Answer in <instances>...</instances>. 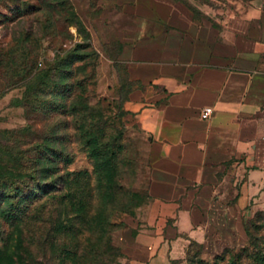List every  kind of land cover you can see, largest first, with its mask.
Wrapping results in <instances>:
<instances>
[{
  "label": "rangeland",
  "instance_id": "rangeland-1",
  "mask_svg": "<svg viewBox=\"0 0 264 264\" xmlns=\"http://www.w3.org/2000/svg\"><path fill=\"white\" fill-rule=\"evenodd\" d=\"M171 1L208 24L253 5ZM117 15L114 0H0V264H145L153 155L126 107ZM165 264H264V210Z\"/></svg>",
  "mask_w": 264,
  "mask_h": 264
},
{
  "label": "crops",
  "instance_id": "crops-1",
  "mask_svg": "<svg viewBox=\"0 0 264 264\" xmlns=\"http://www.w3.org/2000/svg\"><path fill=\"white\" fill-rule=\"evenodd\" d=\"M114 1L126 107L153 155L135 240L145 264H165L231 241L264 210V0L212 24L171 0Z\"/></svg>",
  "mask_w": 264,
  "mask_h": 264
},
{
  "label": "built area",
  "instance_id": "built-area-1",
  "mask_svg": "<svg viewBox=\"0 0 264 264\" xmlns=\"http://www.w3.org/2000/svg\"><path fill=\"white\" fill-rule=\"evenodd\" d=\"M210 110V107H204L200 112V116L204 119L207 118L210 115Z\"/></svg>",
  "mask_w": 264,
  "mask_h": 264
},
{
  "label": "trees",
  "instance_id": "trees-1",
  "mask_svg": "<svg viewBox=\"0 0 264 264\" xmlns=\"http://www.w3.org/2000/svg\"><path fill=\"white\" fill-rule=\"evenodd\" d=\"M127 83H128V85H129L130 87L132 86V83H130V82H128V81H127ZM246 230L249 231L248 226H246ZM254 256H255V255H254Z\"/></svg>",
  "mask_w": 264,
  "mask_h": 264
}]
</instances>
